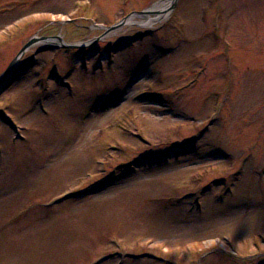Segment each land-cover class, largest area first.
Listing matches in <instances>:
<instances>
[{
	"label": "rangeland",
	"instance_id": "1",
	"mask_svg": "<svg viewBox=\"0 0 264 264\" xmlns=\"http://www.w3.org/2000/svg\"><path fill=\"white\" fill-rule=\"evenodd\" d=\"M72 4L0 0V264H264V0Z\"/></svg>",
	"mask_w": 264,
	"mask_h": 264
},
{
	"label": "flooded vegetation",
	"instance_id": "2",
	"mask_svg": "<svg viewBox=\"0 0 264 264\" xmlns=\"http://www.w3.org/2000/svg\"><path fill=\"white\" fill-rule=\"evenodd\" d=\"M116 1H117V3H116ZM130 1L131 0H73L72 5L73 6L75 5V7H77V12H76V16L74 15L71 18L80 19L82 22L104 24V25L118 23L126 17L134 19L135 18L134 16L137 14L136 11H140L141 9H138V7H133V6H130L131 7L130 8L129 5L127 4ZM132 1L134 2L135 0H132ZM122 2L125 4V6H123V7L120 6L122 4ZM116 5H119L120 6L119 8H121V9L119 10V12L115 13L113 15V17H110V14L112 15L110 10L113 12L114 7ZM90 8H91V10L94 9V11H90ZM86 9H88L89 13H85L84 10H86ZM144 9H147V7H145ZM103 15L108 17V19L102 20V21L96 20L98 16H100L101 19L104 18ZM142 15H144V14H138L137 17H139V20L143 17ZM110 33L111 32H103L101 34L100 38L96 39L94 42H96L99 39H102L101 37L107 36ZM149 34L150 33L148 31L134 32L128 38L124 39V41H122V42H119V40L115 41L112 44L113 49L116 51L125 49L127 46H131V45L135 44L136 42H140L146 36H149ZM92 43L93 42L86 43L85 45H79V47H76V48H78L76 50L79 51L80 47H82V48L87 49L94 56L95 55L97 56L99 54H103V58H101L103 60H106L105 57H110L111 50H112L111 48H105V50L103 51V48L99 45V43H96V45L94 44L93 46H90ZM103 44H105V42L102 43V45ZM159 48L162 50L163 46L162 47L159 46ZM83 51L80 52L82 57L85 56V54H86ZM102 51L106 52V54L104 55V53ZM148 55H150V53Z\"/></svg>",
	"mask_w": 264,
	"mask_h": 264
},
{
	"label": "bare ground",
	"instance_id": "3",
	"mask_svg": "<svg viewBox=\"0 0 264 264\" xmlns=\"http://www.w3.org/2000/svg\"><path fill=\"white\" fill-rule=\"evenodd\" d=\"M172 1L173 0H162L152 8L151 13L142 15L143 17L138 21L133 18H130L128 19V24L136 22L141 26H152L153 24L162 20L168 15Z\"/></svg>",
	"mask_w": 264,
	"mask_h": 264
},
{
	"label": "water",
	"instance_id": "4",
	"mask_svg": "<svg viewBox=\"0 0 264 264\" xmlns=\"http://www.w3.org/2000/svg\"><path fill=\"white\" fill-rule=\"evenodd\" d=\"M176 0L173 1L171 6H175ZM145 11V10H144ZM148 11V10H146ZM143 12V11H140ZM127 22V17L124 18L123 20H121L120 22L108 26L106 27V32H110L113 31L121 26H123L125 23ZM42 38H47V37H41ZM35 40L37 39H31L28 43H26L22 49L19 51L18 55L14 58V60H12V62L8 65V67L2 72V74L0 75V83L5 79V77L8 76V74L15 68V66L17 65L18 60L20 59V57L22 56V54L25 52V50L35 42ZM39 40V39H38ZM74 46V45H73Z\"/></svg>",
	"mask_w": 264,
	"mask_h": 264
}]
</instances>
